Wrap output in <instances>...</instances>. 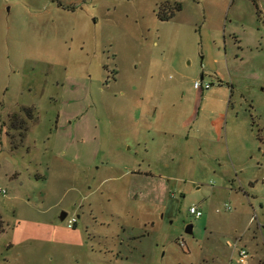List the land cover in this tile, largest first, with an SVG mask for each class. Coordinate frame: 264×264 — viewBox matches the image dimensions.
I'll return each mask as SVG.
<instances>
[{
	"label": "rangeland",
	"instance_id": "rangeland-1",
	"mask_svg": "<svg viewBox=\"0 0 264 264\" xmlns=\"http://www.w3.org/2000/svg\"><path fill=\"white\" fill-rule=\"evenodd\" d=\"M0 187V264H264V0H0Z\"/></svg>",
	"mask_w": 264,
	"mask_h": 264
},
{
	"label": "built area",
	"instance_id": "built-area-1",
	"mask_svg": "<svg viewBox=\"0 0 264 264\" xmlns=\"http://www.w3.org/2000/svg\"><path fill=\"white\" fill-rule=\"evenodd\" d=\"M195 85L197 88L207 89L210 86V83H204L203 81H197L195 83ZM0 192H6V190L0 187ZM225 206L227 209L230 208L229 204H225ZM190 213L194 214L196 217H201L203 215L202 210H200L195 205H192L190 207ZM66 219H67L68 226H70V227L75 226L77 223L76 217H70V218H66ZM236 250L238 251V254H239V262L240 263H246L247 260L250 258L249 251L243 247L238 246L237 244H236Z\"/></svg>",
	"mask_w": 264,
	"mask_h": 264
},
{
	"label": "trees",
	"instance_id": "trees-1",
	"mask_svg": "<svg viewBox=\"0 0 264 264\" xmlns=\"http://www.w3.org/2000/svg\"><path fill=\"white\" fill-rule=\"evenodd\" d=\"M177 9H181L182 6L181 4H177L176 6ZM22 110L24 111V113H28L27 115L30 116L29 119H31V117H33V112L34 109L33 107H27L24 106L22 108ZM10 118H11V124L10 127L11 128H15V129H19L24 123H26V120H28V118L26 119L21 112H12L11 115L9 114ZM1 127H3L5 124L1 123ZM8 134V133H7ZM21 140L23 141L25 137L21 136L20 137Z\"/></svg>",
	"mask_w": 264,
	"mask_h": 264
},
{
	"label": "water",
	"instance_id": "water-1",
	"mask_svg": "<svg viewBox=\"0 0 264 264\" xmlns=\"http://www.w3.org/2000/svg\"><path fill=\"white\" fill-rule=\"evenodd\" d=\"M68 217L67 211H62L59 215V220L64 221ZM187 233L192 234L193 233V225L189 224L186 230Z\"/></svg>",
	"mask_w": 264,
	"mask_h": 264
},
{
	"label": "crops",
	"instance_id": "crops-1",
	"mask_svg": "<svg viewBox=\"0 0 264 264\" xmlns=\"http://www.w3.org/2000/svg\"><path fill=\"white\" fill-rule=\"evenodd\" d=\"M75 226H76V225H75ZM125 232H126V230H125ZM76 237H77L78 239H80V237H81V233H80L78 230H76V231L74 232V236H73V238L76 239ZM133 237H135V236H133ZM137 237H138V236H137ZM118 255L120 256L121 253L119 252ZM123 257H124V256H123Z\"/></svg>",
	"mask_w": 264,
	"mask_h": 264
}]
</instances>
